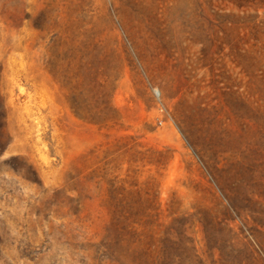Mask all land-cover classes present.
Masks as SVG:
<instances>
[{
	"label": "rangeland",
	"instance_id": "obj_1",
	"mask_svg": "<svg viewBox=\"0 0 264 264\" xmlns=\"http://www.w3.org/2000/svg\"><path fill=\"white\" fill-rule=\"evenodd\" d=\"M197 0H0V264H264V55Z\"/></svg>",
	"mask_w": 264,
	"mask_h": 264
},
{
	"label": "trees",
	"instance_id": "obj_2",
	"mask_svg": "<svg viewBox=\"0 0 264 264\" xmlns=\"http://www.w3.org/2000/svg\"><path fill=\"white\" fill-rule=\"evenodd\" d=\"M207 21H243L249 52L264 55V0H197Z\"/></svg>",
	"mask_w": 264,
	"mask_h": 264
}]
</instances>
